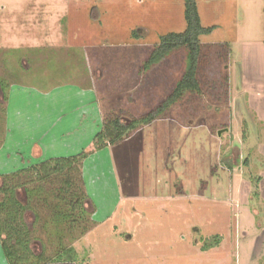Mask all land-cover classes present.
Listing matches in <instances>:
<instances>
[{
  "label": "rangeland",
  "instance_id": "obj_1",
  "mask_svg": "<svg viewBox=\"0 0 264 264\" xmlns=\"http://www.w3.org/2000/svg\"><path fill=\"white\" fill-rule=\"evenodd\" d=\"M195 1L213 27L200 36L198 93L82 162L91 224L65 239L82 264H264V0ZM183 10L184 0H0L12 171L66 143L90 151L104 115L137 118L161 102L186 52L143 63L160 35L185 28Z\"/></svg>",
  "mask_w": 264,
  "mask_h": 264
},
{
  "label": "trees",
  "instance_id": "obj_2",
  "mask_svg": "<svg viewBox=\"0 0 264 264\" xmlns=\"http://www.w3.org/2000/svg\"><path fill=\"white\" fill-rule=\"evenodd\" d=\"M185 28L160 35L143 63V69L160 62L176 50L186 52V66L169 94L139 117L106 114L101 128L93 137L92 150L77 154L48 157L28 166L0 174V251L6 264H82L73 246L65 239L78 240L91 221L88 209L82 162L93 151H100L133 130L156 118L188 92L200 90L198 68L203 59L200 36L213 27L201 24L195 0H184ZM9 85L0 79V147L5 138L6 102ZM19 190L25 201L19 199ZM33 214L29 226L25 213ZM84 223V224H83ZM40 242L35 253L32 243Z\"/></svg>",
  "mask_w": 264,
  "mask_h": 264
},
{
  "label": "crops",
  "instance_id": "obj_3",
  "mask_svg": "<svg viewBox=\"0 0 264 264\" xmlns=\"http://www.w3.org/2000/svg\"><path fill=\"white\" fill-rule=\"evenodd\" d=\"M0 96H1V91H0ZM8 99L9 98H7V101H8ZM7 103V102H6ZM54 104V103H53ZM7 111H8V109L6 110V121H7V118H8V115H7ZM10 119V118H9ZM6 121H5V124H6ZM12 127V126H11ZM11 127H9L10 128V132H12V130H11ZM13 129V128H12ZM17 129V131H20L18 128H16ZM5 131H6V128H5ZM9 140V141H8ZM12 140V138L9 136V135H7V133L5 132V138H4V142H3V145L0 147V156H1V159L0 160H3V161H7L8 162V164L7 165H5L4 167H0V174H2L3 172H11L12 171V167L13 168H15L13 165H12V163L10 164V160H4V157H5V154L6 153H8V152H4L5 150L6 151H10V148L11 147H9L8 148V145H9V143H10V141ZM69 143H66L65 144V146H62V148L61 149H59V148H57V154H54V155H52V156H50V157H56V156H68V155H72V154H74V153H71V152H69V153H66V151H68L67 150V148H66V146L68 145ZM53 147L55 148L56 146L55 145H53ZM65 148H66V150H65ZM7 172V173H8Z\"/></svg>",
  "mask_w": 264,
  "mask_h": 264
}]
</instances>
